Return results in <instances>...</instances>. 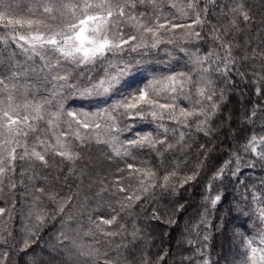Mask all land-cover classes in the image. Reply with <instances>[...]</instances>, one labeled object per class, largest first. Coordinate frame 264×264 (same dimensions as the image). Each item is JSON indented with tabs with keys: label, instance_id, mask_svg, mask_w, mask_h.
Instances as JSON below:
<instances>
[{
	"label": "trees",
	"instance_id": "1",
	"mask_svg": "<svg viewBox=\"0 0 264 264\" xmlns=\"http://www.w3.org/2000/svg\"><path fill=\"white\" fill-rule=\"evenodd\" d=\"M4 2L11 3L10 11L15 17L28 12L29 0H23L20 7H17L18 0ZM132 2L128 0L129 4ZM173 2L176 7L171 6ZM186 3L187 0H158L155 7L136 2L135 7L127 8L128 15L137 20L125 18L120 28L126 37H137L131 42L142 44L137 51L125 46L124 51L109 53L106 59L87 66L77 67L61 61L64 70L71 74L69 83L81 90L105 78L106 72L115 74L125 65L130 66L128 75L106 96H80L74 94V88H59L63 82L52 80L56 71L51 74L33 71L43 63L39 57L29 59L10 39L7 43L0 40V77H11L16 73L13 82L18 87V100L23 102L25 97L37 101L49 99L51 104L46 105L49 113L60 111L61 103L64 112L94 113L109 108L114 101L153 80H163L181 72L191 74L193 81L199 80L202 69L209 66L207 75L216 92L214 100L219 105L206 125L207 135L196 130V121L202 117L190 121L189 127L167 118L153 121L150 116L143 120L119 117L116 123L121 131L105 134L107 130L101 129L102 140L118 136L121 142H126L150 132L154 137L167 136V143L176 145L166 152V145H158L157 150L132 149V154L125 157L116 156L108 143H97L95 139L81 144L71 135L77 125L72 124L69 129V118L61 115L57 121V134L60 131L69 133L64 139L79 158L64 160L49 152L47 166L27 158L18 159L16 171L8 174L17 187L10 189L7 179L0 185V208L6 210L0 216V237L7 240V243H0V259L7 252L5 264H104L105 253L112 264H144L145 260L148 264H204L205 260L208 264H250L247 242L250 240L254 245L264 234V222L259 219L258 212L264 208V160L258 159L250 148L245 150L252 136L264 137V80L258 75L264 74V58L260 55L264 53V0H215L214 4L208 5L206 15L201 12L205 22L194 26L201 33V39H185L182 28L172 32L162 30L158 33L161 43L152 48L153 37L143 32L138 23L154 26L159 16L160 23L166 18L171 23L190 24L195 14ZM205 3L206 0H201L199 8L203 9ZM237 5L248 13V21L239 12L231 11ZM181 8L187 16L182 15ZM37 15L41 13L37 12ZM60 22L58 19L56 23ZM214 27L221 33L227 30L224 40L233 45L232 56L236 62L227 76L212 70L216 65L211 60L196 63L197 57H206L209 52H215L221 58L226 55L214 38ZM6 31L0 27V35ZM20 31L26 34L28 30ZM169 40L173 43H168ZM145 44L147 46H143ZM212 60H216V56ZM217 63L223 67L220 61ZM257 87L261 89L259 95ZM189 90L195 93L191 84L185 89L186 92ZM54 91L55 96L52 95ZM158 99L161 103L171 102L169 93H161ZM177 102L182 107L189 106L183 96ZM204 103L211 104L210 101ZM253 112L256 113L254 116ZM158 124L165 125L169 131L165 133ZM41 126L47 127L46 124ZM180 132L186 135L177 143ZM45 139L50 144L55 143L51 134ZM27 143L31 150L35 134ZM36 147L43 151L40 145ZM256 147L258 152L264 151V144ZM18 152L22 154L23 150L18 149ZM237 157L240 158V170L234 176ZM227 161L231 163L216 179L218 170ZM144 162L156 170L161 179L175 170L178 175L173 180L177 184L187 175L196 174V178L183 188L177 187L175 192L158 188L142 197L131 209L120 212L117 200L125 193L118 189L128 188L130 194L138 186L136 176H129L127 165L139 167ZM217 194L222 199L212 207L211 199ZM254 196L257 199L254 200ZM68 197L72 199L68 200ZM61 203H65V208L58 213ZM154 210L158 219L152 218ZM117 212L118 223L104 227L118 232L123 224L125 231L122 235L105 237L92 221L99 222L100 217L111 218ZM37 213L45 214L42 224L36 219ZM133 232L137 233L135 238ZM25 239L32 243L27 250L21 251ZM125 244L128 247H124Z\"/></svg>",
	"mask_w": 264,
	"mask_h": 264
},
{
	"label": "snow or ice",
	"instance_id": "2",
	"mask_svg": "<svg viewBox=\"0 0 264 264\" xmlns=\"http://www.w3.org/2000/svg\"><path fill=\"white\" fill-rule=\"evenodd\" d=\"M136 2L140 4L148 3L153 5V7L158 4V0H133L131 4L128 3V0H125L124 3H120L119 0H29L27 14L15 17L10 11L12 8L11 3H5L4 0H0V27L8 30L4 35H0V40L7 43L10 39L29 59L39 57V60L43 63L38 68H34L33 71L38 73L46 71L48 74L56 71V74L52 76V80L63 82L58 85L59 88H74V94L80 96H106L113 89H116L121 80L128 75L130 66L125 65L123 68L118 69L115 74L106 72L105 78L81 90L69 83L71 74L64 70L61 61L76 65L77 67L87 66L95 64L98 60L106 59L109 53L115 54L116 52L124 51L125 46L131 47L132 51H137L142 44L131 43L137 37H126L120 28L125 18L137 20V17L128 15L126 11L129 7H135ZM200 2L201 0H187L186 7L195 14V19L190 24H175L166 18L164 23H160L159 16H157L154 26L138 23L143 32L150 33L153 37V42L150 46L156 48L161 43L158 33L162 30L172 32L177 28H182L185 30V39H201V33L196 31L194 26H201L205 22L201 16V12L206 15L208 5L214 4L215 0H206L203 9L199 8ZM22 3L23 0H18L17 7H20ZM171 6L176 7V4L173 2ZM180 11L182 15H188V13L184 12L183 8ZM231 11L233 13L239 12L245 21L250 19L248 13L243 10L241 5L232 8ZM37 12H40L41 15L38 16ZM58 19L61 21L60 23H56ZM20 29H27L28 31L26 34H22ZM213 31L216 33L214 38L220 42V47L225 51L226 55L221 58L217 53L209 52L206 57H197L196 63L204 64L205 60H211V63L216 65L212 70L227 76L232 71L231 65H234L236 62L232 56L233 45L224 40L227 30L221 33L219 29L214 27ZM168 43H173V41L169 40ZM260 55L264 58V53H260ZM213 56H216V60H212ZM217 61H220L223 67ZM61 71L64 74H60ZM209 71L210 66L204 67L202 69L203 74L196 81H193L191 74L183 72L168 76L163 80H153L145 87L127 96H123L120 100L114 101L109 108L101 109L94 113L64 112L62 103L60 104V111L49 113L46 109V105L51 104V100L49 99L37 101L25 97L23 102H20L17 98V84L13 82L16 73H12L11 77H0V185H3L7 179L10 189L17 187L8 174L16 171L15 161L18 159L24 160L27 158L39 161L44 166H47L46 156L49 152H53L64 160L72 161L79 158V154L72 151L70 143L64 139L69 133L60 131L57 134L56 130L59 127L57 121L61 115H66L69 118L67 121L69 129L72 128V124L77 125V128L71 132V135L80 141L81 144L91 139H95L97 143H108L112 147L114 154L118 157L130 156L132 149L148 147L157 150L158 145H166L164 148L166 152L174 149L176 146L175 144L167 143V136L163 138L154 137L150 132L137 135L136 138L127 140L126 142H121L118 136H113L107 141L102 140L100 137L101 129L107 130L105 134L121 131L116 123L119 117H127L132 120L139 118L143 120L150 116L153 121H163L167 118L184 127H189L190 121L195 118L202 117V119L196 121V130L203 131L207 135L208 130L206 125L219 109V105L214 100L216 92L211 88L212 81L207 75ZM239 75L243 76L244 73H239ZM258 75L260 76V80H264V74ZM190 84L195 87L194 94L191 90L185 91ZM56 87L57 85H54V88ZM161 93H169L171 102L161 103L158 99ZM260 93L261 89L257 87V94L259 95ZM52 95L55 96L56 92L54 91ZM181 96L189 101L188 107H182L177 102ZM204 101H210L211 104L207 105ZM255 114V112L252 113L253 116ZM42 124H46L47 127H42ZM157 126L162 128L165 133L169 131L163 124H158ZM80 129H84L85 131L81 132ZM34 134L35 143L31 146V150H29L27 140ZM49 134L55 140L54 144L48 143L47 139H45ZM185 135L184 132H180L177 143L183 141ZM259 144H264V137L257 138L254 135L251 137L249 144L245 146V150L247 151L250 148L251 152L258 159L264 160V151H257L256 146ZM36 145H40L43 151H38ZM18 149L23 150L22 154L18 152ZM163 154V152L159 153L161 156ZM230 163L231 161L225 162V165L218 170L216 179L224 174L225 168ZM127 169L130 170L129 176H136L138 186L130 194L128 188L120 187L118 189L120 193H125L124 196L117 200L120 212L131 209L142 197L153 193L158 188L165 191L171 189L175 192L177 187L183 188L185 184L196 178V174L187 175L177 184L173 178L178 173L174 170L171 173L165 174L161 179L157 171L148 166L147 162H144L139 167L128 164ZM239 170L240 158L237 157L236 170L233 172V175L235 176ZM120 171H123V169ZM38 191L42 192L43 190L38 189ZM112 194L114 196L117 195L116 192ZM67 199L71 200L72 198L68 197ZM221 199L222 197L219 194L212 198V207H215ZM253 199L255 200L257 197L254 196ZM180 207L182 208L183 205ZM64 208L65 203L59 204L57 212L62 213ZM5 211L4 208H0V216H3ZM258 212L259 219L261 222H264V208L259 209ZM118 216L119 212L112 215L111 218L100 217L98 218L99 222L92 221V223L95 225L96 230L105 237L122 235L125 231L123 224H120V231L118 232L108 231L104 227L117 224ZM152 218H159L155 214V210ZM36 219L42 224L45 220V214L37 213ZM170 222L174 223L175 221ZM136 235V232L132 233L133 238ZM261 242L264 243V234H261ZM0 243H7L6 238L0 237ZM31 243L30 240L25 239L21 251L27 250ZM247 246L250 248V255L248 257L250 264H264V248L258 249L252 247V241L250 240L247 242ZM124 247H128V245L125 244ZM104 255V264H112V261L107 259V253ZM7 256V252L3 253L4 258L0 259V264H5ZM160 259L163 260L164 257L161 256ZM144 264H148V261L145 260ZM204 264H208V261L205 260Z\"/></svg>",
	"mask_w": 264,
	"mask_h": 264
},
{
	"label": "rangeland",
	"instance_id": "3",
	"mask_svg": "<svg viewBox=\"0 0 264 264\" xmlns=\"http://www.w3.org/2000/svg\"><path fill=\"white\" fill-rule=\"evenodd\" d=\"M252 247H256L258 249H262V248H264V243H262L261 241H258L257 243L252 245Z\"/></svg>",
	"mask_w": 264,
	"mask_h": 264
}]
</instances>
